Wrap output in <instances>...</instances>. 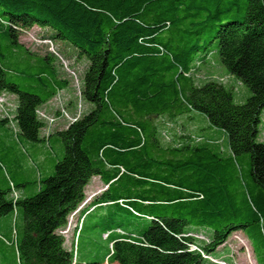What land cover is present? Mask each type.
<instances>
[{
	"label": "trees",
	"instance_id": "trees-1",
	"mask_svg": "<svg viewBox=\"0 0 264 264\" xmlns=\"http://www.w3.org/2000/svg\"><path fill=\"white\" fill-rule=\"evenodd\" d=\"M34 26L89 61L82 96L91 108L61 129L38 111L70 83L56 54L20 42ZM0 39V96L18 97L15 115L4 101L0 124L43 144L40 158L47 150L57 158L54 146H63L36 194L21 197L13 181L0 189V217H24L18 264H73L86 216L110 203L149 222L139 232H103L106 259L79 264H216L189 249L191 225L213 229L207 254L242 231L264 264V0H0ZM242 85L250 95L236 102ZM202 117L214 131L207 138L176 124L200 130ZM95 176L106 188L81 211L67 249L58 230Z\"/></svg>",
	"mask_w": 264,
	"mask_h": 264
},
{
	"label": "rangeland",
	"instance_id": "rangeland-1",
	"mask_svg": "<svg viewBox=\"0 0 264 264\" xmlns=\"http://www.w3.org/2000/svg\"><path fill=\"white\" fill-rule=\"evenodd\" d=\"M52 29L33 28L22 32L20 42L29 50L38 54L54 53L57 56V67L60 76L69 80V87L62 90L54 98L48 101L41 107V111L48 117L54 118L52 124L56 129L64 128L68 123L77 119L84 113H87L91 106L83 99V78L85 71L89 65L86 57H79V50L67 40L52 38ZM0 43H4L0 39ZM2 50L6 52V47L2 45ZM224 72H227L220 62L218 55H215ZM0 61V65H1ZM220 69H213L212 73L222 76ZM218 73V74H217ZM15 81L22 83V80L13 78ZM23 87L28 89L23 84ZM246 93L242 96L235 94L236 102H244L250 95L249 89L242 85ZM8 107L13 109L12 114L15 115L18 97L15 94L6 93ZM2 106H0V112ZM59 112L63 113V117L58 116ZM201 116V115H200ZM50 118H46L48 121ZM200 119L205 123V128L198 129L195 122L179 119L177 125L183 124L187 132H197L198 135L210 137L214 134L212 128L208 126L204 117ZM193 120V119H192ZM18 128L16 121H13ZM201 125V124H200ZM261 129H264V110L262 112ZM199 130V131H198ZM186 131V130H185ZM217 132H220L217 130ZM262 140V138H260ZM220 145L226 154H229L227 139L221 140ZM43 147V144H37L28 141L21 137L17 138L14 132L12 123L7 125L0 124V189L6 190L13 181L16 184V189L21 197L32 196L38 192L40 179H43L54 173L53 167L55 163L62 158L63 146L59 144L54 146L57 158L49 155L47 151L43 154V158L38 155L37 148ZM245 170V168L243 169ZM41 173V176L40 174ZM25 186H20V185ZM105 186L100 179L95 178L90 181L85 190V199L80 203L77 209L68 217L67 225L58 230V233L65 238V247L71 249L76 242L77 231L74 233L75 227L81 225V214L79 213L88 204L101 194ZM11 195V192H10ZM75 214L72 216L74 213ZM80 220V221H79ZM149 222L148 219L142 216H137L120 207L117 204H109L106 206L97 207L86 216L83 223L82 234L78 240V251L76 254V264L87 263L92 261H104L109 254V239L103 232L114 229V234L117 232H139ZM24 217L21 211H15L0 217V264H18L16 260V242L21 241L23 237ZM119 226L121 229H116ZM191 231L196 232L198 236H205L204 240H199V245H203L209 240L213 229L209 226L191 225ZM208 229V230H207ZM239 239H242L243 244ZM252 241L242 231L233 232L226 242L219 246L213 252L215 258L226 260L228 264H250L247 260L248 249L252 255L255 264L257 255L254 252ZM104 264H118L104 263Z\"/></svg>",
	"mask_w": 264,
	"mask_h": 264
},
{
	"label": "built area",
	"instance_id": "built-area-1",
	"mask_svg": "<svg viewBox=\"0 0 264 264\" xmlns=\"http://www.w3.org/2000/svg\"><path fill=\"white\" fill-rule=\"evenodd\" d=\"M3 103H4V99L3 98H0V106H2V108H3ZM39 114L43 117V118H50V117H48V116H46L42 111H41V109H39ZM62 115H63V113H61ZM53 119L54 118H50V120H49V123L50 124H52V122H53ZM47 120V119H46ZM73 120H75V119H73ZM73 120H71V121H73ZM14 195L17 197V193L14 191ZM191 249H199L197 246H195V245H191ZM205 257H208V256H206V255H204Z\"/></svg>",
	"mask_w": 264,
	"mask_h": 264
},
{
	"label": "bare ground",
	"instance_id": "bare-ground-1",
	"mask_svg": "<svg viewBox=\"0 0 264 264\" xmlns=\"http://www.w3.org/2000/svg\"><path fill=\"white\" fill-rule=\"evenodd\" d=\"M243 244H245V242L242 239H239ZM246 245V244H245ZM247 260L250 264H255L252 258V255L250 253V250L248 249V254H247Z\"/></svg>",
	"mask_w": 264,
	"mask_h": 264
},
{
	"label": "crops",
	"instance_id": "crops-1",
	"mask_svg": "<svg viewBox=\"0 0 264 264\" xmlns=\"http://www.w3.org/2000/svg\"><path fill=\"white\" fill-rule=\"evenodd\" d=\"M95 178H98L99 179V177H97V176H95V177H93V179H95ZM101 181V180H100ZM102 183V182H101ZM105 186V185H104ZM105 188H106V186H105Z\"/></svg>",
	"mask_w": 264,
	"mask_h": 264
}]
</instances>
